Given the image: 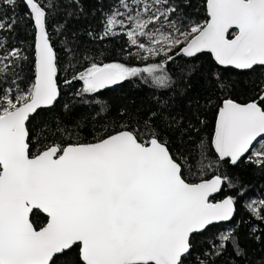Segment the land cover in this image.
I'll list each match as a JSON object with an SVG mask.
<instances>
[{"label":"snow or ice","instance_id":"1","mask_svg":"<svg viewBox=\"0 0 264 264\" xmlns=\"http://www.w3.org/2000/svg\"><path fill=\"white\" fill-rule=\"evenodd\" d=\"M204 2L196 20L191 0H108L88 33L122 57L105 62L58 21L81 0H0V264H264V198L228 171L264 170V0ZM196 76L226 93L208 140L198 117L165 115ZM137 80L156 109L96 128L104 90Z\"/></svg>","mask_w":264,"mask_h":264},{"label":"trees","instance_id":"2","mask_svg":"<svg viewBox=\"0 0 264 264\" xmlns=\"http://www.w3.org/2000/svg\"><path fill=\"white\" fill-rule=\"evenodd\" d=\"M83 6V12H76L73 16H64L62 19L58 17L59 23H64L66 20L67 35L69 38H73L72 34H75L74 39L81 43L85 48L100 47L101 49H108L105 52L104 57L97 56V59H104L105 62H109L113 59H121L119 55H114L112 49L114 43L100 42L99 40L93 41L92 37L88 35L92 32L93 35L102 32L103 24V12L108 8V0H81ZM192 7L188 9L192 19L203 20L206 18V9L204 0H191ZM20 9L17 13H20ZM58 24H53L52 27H57ZM29 33L31 29L28 30ZM55 38V37H54ZM28 43H31L29 36ZM119 46H116V53H119ZM206 69L214 67V61L210 54H204L199 61ZM223 71V69H221ZM224 82L227 84H235V91L229 90L227 95L238 99L239 102H244L248 98L249 80L246 76H242L236 73L225 76ZM189 87L184 89V86L180 87L182 95L174 94L173 106L169 109V113H166L168 119H183L187 122L193 116L203 120L204 124H196V127L201 129L200 135L208 140L214 131V115L216 112L215 105L219 104L224 98L226 93L224 90H217L213 92L212 84L206 81L205 76H196L189 81ZM63 87V85H62ZM79 84H74L73 90L78 89ZM73 90L65 89L68 95L65 99H68ZM211 96V101L206 103L208 97ZM103 99L108 100L112 106L110 114H104L106 118L102 124L95 125L98 129H104L115 127L117 124L123 125L136 117L139 113L143 115L149 109L155 110L157 105L152 92L147 87L137 81H127L122 85L111 88L103 92ZM59 110V105L57 106ZM97 109H89L87 107L80 108L76 111L77 117L89 114L94 115ZM120 110H125L122 114ZM47 115V114H45ZM175 128V125L173 126ZM97 135L100 133L97 132ZM169 136L174 141L175 145L181 143L175 131L170 132ZM91 139V137H87ZM228 171L239 176L244 187H246L245 199H259L264 198V170L256 167L253 164L241 163L239 167H229ZM211 175V173H209ZM39 219V218H38ZM259 255V252H256Z\"/></svg>","mask_w":264,"mask_h":264},{"label":"water","instance_id":"3","mask_svg":"<svg viewBox=\"0 0 264 264\" xmlns=\"http://www.w3.org/2000/svg\"><path fill=\"white\" fill-rule=\"evenodd\" d=\"M211 55V54H210ZM115 87H117V86H115ZM107 90H109V89H107ZM104 91H106V90H104Z\"/></svg>","mask_w":264,"mask_h":264}]
</instances>
